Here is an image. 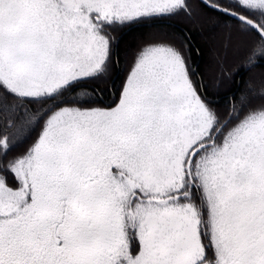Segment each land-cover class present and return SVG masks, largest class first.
Instances as JSON below:
<instances>
[{
  "label": "snow or ice",
  "instance_id": "1",
  "mask_svg": "<svg viewBox=\"0 0 264 264\" xmlns=\"http://www.w3.org/2000/svg\"><path fill=\"white\" fill-rule=\"evenodd\" d=\"M0 264H264V0H0Z\"/></svg>",
  "mask_w": 264,
  "mask_h": 264
},
{
  "label": "rangeland",
  "instance_id": "2",
  "mask_svg": "<svg viewBox=\"0 0 264 264\" xmlns=\"http://www.w3.org/2000/svg\"><path fill=\"white\" fill-rule=\"evenodd\" d=\"M176 22H179L185 26L199 29L200 30V41L204 45L206 58H205V72L206 75H210L209 69L212 65V56H213V46H218L222 40V30L216 29L214 27V21L211 18L199 20V21H186L182 19H176ZM153 29H148L145 31V34L141 36H134L136 41V46H139L140 43L150 39L153 35ZM126 48V47H125Z\"/></svg>",
  "mask_w": 264,
  "mask_h": 264
},
{
  "label": "trees",
  "instance_id": "3",
  "mask_svg": "<svg viewBox=\"0 0 264 264\" xmlns=\"http://www.w3.org/2000/svg\"><path fill=\"white\" fill-rule=\"evenodd\" d=\"M166 26H174V27H178V28H186L187 30H189L192 33V38H193V44L194 46H199L201 48L202 51V55L197 58V63H199L201 65L202 70H205V48L204 45L201 43L200 41V30L199 29H195V28H191L188 26H185L179 22H176L175 20H169V21H159L157 22L156 25L153 26H142V27H137V28H132L128 31H126L122 37H121V41H122V48H127L130 50H134L137 46H136V41L133 40L134 36H141L143 34H145V31L148 29H154L156 27H166Z\"/></svg>",
  "mask_w": 264,
  "mask_h": 264
}]
</instances>
